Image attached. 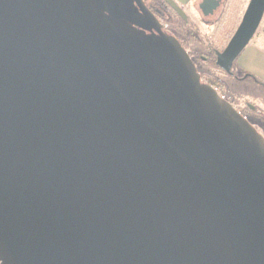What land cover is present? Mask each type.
Instances as JSON below:
<instances>
[{"label":"water","instance_id":"1","mask_svg":"<svg viewBox=\"0 0 264 264\" xmlns=\"http://www.w3.org/2000/svg\"><path fill=\"white\" fill-rule=\"evenodd\" d=\"M98 4L0 0V261L264 264L263 134ZM263 20L250 0L219 68Z\"/></svg>","mask_w":264,"mask_h":264},{"label":"flooded vegetation","instance_id":"2","mask_svg":"<svg viewBox=\"0 0 264 264\" xmlns=\"http://www.w3.org/2000/svg\"><path fill=\"white\" fill-rule=\"evenodd\" d=\"M98 3L105 5L113 4L116 13L121 15H127L132 17L135 21L125 20L122 18H117L116 20L120 23H128L132 27L136 28L142 33L145 39H148L155 44L163 45L167 49H171V44L167 39H171L175 47L180 48L181 51L187 53L193 62H196V53L192 50L191 45L188 44V38H194L193 40L198 43L203 49L204 53L198 55L200 61L208 66L215 67L218 71H221L229 76L236 77L239 80H244L247 78L252 79L261 87L264 88V83L259 82L257 79L250 77L249 72L243 71L242 76L239 77L236 72L227 73L219 68L216 64V51H222L228 41L225 40L223 46L218 47L214 44V32L217 31L220 25L223 23L224 19L231 14L232 7L235 0H219L220 5L218 9L213 14H206L212 10V6L208 5L207 8L202 7L204 0L198 2L197 9L193 12H197V16L202 24L210 28L207 34H201L199 31V26L195 22L193 17L188 12V9L183 7L181 3L177 0V4L186 13V17H182L167 1L165 0H95ZM250 0L246 2V8ZM195 3V2H194ZM99 5V4H98ZM190 7L193 8V5ZM245 8V10H246ZM98 11L105 17L112 19L113 17L104 10L102 7H97ZM194 9V8H193ZM197 10V11H196ZM245 12V11H244ZM244 14V13H243ZM229 19V18H228ZM264 23V20H263ZM262 23V24H263ZM236 30V29H235ZM235 32V31H234ZM233 35V34H232ZM231 38V37H230ZM197 72L199 74V81L201 85H208L213 87L217 94L226 98L224 90L221 84H219L212 77L207 76L205 73L201 72L196 63ZM253 74V73H252ZM255 75V74H254ZM256 76V75H255ZM257 77V76H256ZM258 78V77H257ZM264 82V81H263ZM233 106L240 112L245 118H247L251 123L253 121L264 122V110L260 107L253 105L250 102L243 101L232 103ZM0 264L2 262L0 261Z\"/></svg>","mask_w":264,"mask_h":264},{"label":"rangeland","instance_id":"3","mask_svg":"<svg viewBox=\"0 0 264 264\" xmlns=\"http://www.w3.org/2000/svg\"><path fill=\"white\" fill-rule=\"evenodd\" d=\"M199 1L200 0H197L195 1V3L192 4L194 9L187 5H184L183 7L188 9V12L193 17L192 19H194L195 22L198 24L199 31L201 32V34L204 35L210 31V28L206 27L204 24L200 22L199 17L197 16L198 15L197 10H196L197 11L196 13L193 12L195 9H197ZM246 2L247 0H235L233 7H232L231 14L228 15L226 19H224L221 27L219 28V30L222 31V28L225 29V27H227L226 29L227 31H225L226 34L224 35L226 40L230 39L235 29L239 25L243 17L245 8H246ZM215 33H217V31L214 32L213 34ZM193 39L194 38H188L187 41H188V44L191 45L192 50H194V52L196 53L195 63L198 69L201 72L205 73L207 76L215 79L219 84H222L227 89V93L229 96L227 95L228 97L226 96L225 99H227L231 103H234V102L242 103L243 101L250 102L253 105L260 107L264 110V88L261 87V85H259L258 83H256L250 78H247L241 81L237 79L236 77L229 76L221 71H218L215 67L208 66L202 61H200L198 58V55L204 53V49L200 45H198V43L194 41ZM214 39H215L214 44L217 45L218 47L223 46L226 43L225 39L222 37V34L221 36L215 37ZM253 39L264 41L263 24L260 26V28L258 29ZM239 59L240 58L238 57L237 60L235 61L234 66H233V71L236 72V74H238L239 77H241L242 73L244 72L241 67V63L239 62ZM260 81L262 80L260 79ZM252 124L264 136V122L262 121L256 122L252 120Z\"/></svg>","mask_w":264,"mask_h":264},{"label":"crops","instance_id":"4","mask_svg":"<svg viewBox=\"0 0 264 264\" xmlns=\"http://www.w3.org/2000/svg\"><path fill=\"white\" fill-rule=\"evenodd\" d=\"M182 5L191 6L197 0H177ZM243 71L253 73L264 81V41L253 39L239 55Z\"/></svg>","mask_w":264,"mask_h":264},{"label":"trees","instance_id":"5","mask_svg":"<svg viewBox=\"0 0 264 264\" xmlns=\"http://www.w3.org/2000/svg\"><path fill=\"white\" fill-rule=\"evenodd\" d=\"M228 21H229V20H228ZM221 25H222V24H221ZM221 25H220V27H221ZM220 27H219V28H220ZM219 28H217V29L219 30ZM226 29H227V27H225V29L222 28V31H220V30L218 31V30H217V33L214 34V38H215V37H219V36H221V34H222V37L225 39L224 35L226 34V32H225V31H227ZM231 31H232V30H231ZM263 31H264V23H263ZM215 32H216V31H215ZM225 40H226V39H225ZM248 74H249L250 77H253V78L257 79L259 82L264 83L263 81H260L259 77L257 78L254 74H252V73H248ZM221 85H222V84H221ZM222 87H223V90H224V94H225V96H227V95H228V93H227V89H226L223 85H222ZM228 96H229V95H228ZM228 96H227V97H228Z\"/></svg>","mask_w":264,"mask_h":264}]
</instances>
